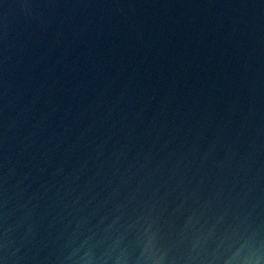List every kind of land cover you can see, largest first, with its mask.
<instances>
[{"label":"water","instance_id":"water-1","mask_svg":"<svg viewBox=\"0 0 264 264\" xmlns=\"http://www.w3.org/2000/svg\"><path fill=\"white\" fill-rule=\"evenodd\" d=\"M0 264H264V0H0Z\"/></svg>","mask_w":264,"mask_h":264}]
</instances>
